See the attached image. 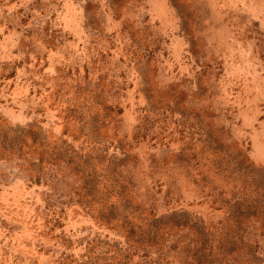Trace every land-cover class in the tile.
Listing matches in <instances>:
<instances>
[{
	"label": "rangeland",
	"instance_id": "1",
	"mask_svg": "<svg viewBox=\"0 0 264 264\" xmlns=\"http://www.w3.org/2000/svg\"><path fill=\"white\" fill-rule=\"evenodd\" d=\"M0 264H264V0H0Z\"/></svg>",
	"mask_w": 264,
	"mask_h": 264
}]
</instances>
